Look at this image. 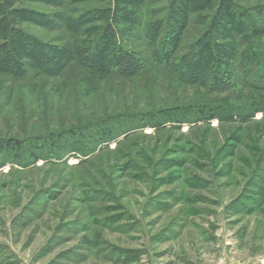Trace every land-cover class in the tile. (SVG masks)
<instances>
[{
    "label": "rangeland",
    "instance_id": "obj_1",
    "mask_svg": "<svg viewBox=\"0 0 264 264\" xmlns=\"http://www.w3.org/2000/svg\"><path fill=\"white\" fill-rule=\"evenodd\" d=\"M232 2L246 15L224 36L199 4L180 25L174 0H136L131 21L118 0H0V52L23 36L45 49L0 68V138L112 132L86 152L0 164V264H264V110L251 107L264 68L246 80L242 62L264 55V0ZM202 51L209 75L165 73ZM220 53L236 75L226 90L206 84Z\"/></svg>",
    "mask_w": 264,
    "mask_h": 264
},
{
    "label": "trees",
    "instance_id": "obj_2",
    "mask_svg": "<svg viewBox=\"0 0 264 264\" xmlns=\"http://www.w3.org/2000/svg\"><path fill=\"white\" fill-rule=\"evenodd\" d=\"M182 2V3H181ZM174 9L172 11V16L175 18V21L178 23L180 20L185 21L187 18V14L189 12L190 6L188 4L193 5H200V9H215L216 14L214 17L213 22V29H217V32H220L226 36L228 33H230L227 29L231 27V24L233 20H236L238 22V27L240 26V22L238 21V17H244L246 14L243 12V10L232 0H174ZM179 7L176 6V4H179ZM136 0H118V4L116 5V10L119 15L122 16L124 20H133L137 17L139 8L138 5H136ZM264 13V11L262 12ZM264 15V14H263ZM181 23V22H180ZM179 23V24H180ZM181 25V24H180ZM3 29L8 31V26L4 25ZM2 29V30H3ZM179 30L171 36L177 38L179 34ZM236 31H234L235 33ZM252 33L255 36H258L259 38H262L264 40V28H253ZM210 33L206 34L203 38L206 40L207 44L203 49H206L208 51L209 39H210ZM235 36V35H234ZM109 39L111 38L110 35H108ZM105 40L106 44L100 45L104 49L105 47H108L110 49L111 46L108 45L110 41ZM27 37L23 36L22 38H19V40H14L13 45L9 47V53L7 54L8 57H6V54H4L3 49L0 52V68H5L6 70H12L17 71L16 67L14 66L17 61L21 62L23 57H26L24 54H27V56H33L34 54H38L37 51H44V47L33 42L35 40L31 41L32 45H29L28 41L26 39ZM31 39V38H30ZM105 39V38H104ZM234 40V39H233ZM99 46V47H100ZM62 50V49H61ZM98 50V49H97ZM103 50V49H102ZM99 52H97V55H94V57L99 58L100 54H102V51L99 49ZM3 53V55H2ZM124 55L127 54L122 53ZM222 54V53H220ZM207 55V52L204 53H198L197 58H193L190 60H178L176 63H174L173 66H170L171 71H165L167 74L174 76L178 75L186 80L196 81L199 80V77H203L208 73L209 65L207 64L208 58H204ZM228 55V56H227ZM227 55H221V58L213 59V61L216 62V65L218 66L215 72H213L210 76V81L206 83L210 87H213L215 89L219 90H226L229 88V86L233 83L235 80L236 75L231 72V70L228 69V65L230 64V56ZM47 56V55H46ZM38 59L36 61H39L40 59L44 60L41 56L37 57ZM124 58V61L120 60V57L117 58V63L122 64L118 67L120 68V71L122 72H132L134 69H140L142 70L145 66V62H134L135 60L132 59V61L135 63V65H132L131 63L127 62V59ZM80 62V59H78ZM158 60V59H157ZM206 60V61H205ZM256 61H261V65L264 68V55L258 53L255 49L249 51V53H246L244 58L242 59L244 69L245 71V79L247 80V77L250 76V71L252 70V66H255ZM18 63V62H17ZM82 63V62H80ZM83 63H86V61H83ZM156 66L161 67L159 64L160 62L155 61ZM212 63V62H211ZM214 64V63H212ZM91 65V64H89ZM93 66H97V64L94 62ZM110 64L107 65L109 67ZM110 68V67H109ZM46 69V68H44ZM47 71V70H46ZM135 71V70H134ZM45 72V71H44ZM138 72V71H137ZM144 70H142V73ZM41 74V73H40ZM206 74V75H205ZM259 81H253L251 85H254L253 87H258V83L264 82V72H261V74H258ZM206 82V81H205ZM246 82V81H245ZM255 82V83H254ZM248 85V84H247ZM249 85V86H251ZM261 87H264V85H261ZM251 107H257L262 110H264V99H259L256 102L253 103V106ZM214 114V113H212ZM214 116V115H211ZM110 126L107 124V122L100 123L98 127L94 129L95 133H93V130L90 131V134H83L82 132L77 131H71L67 134L60 133L58 135L49 136L48 139L43 140L42 142L38 143H27L17 138H0V164L7 163V162H19L20 164H30L36 161L38 158H50L52 156L60 158L65 153L71 150H80L82 152H86L90 148H95L100 142L107 141L110 138H112V132L110 131ZM56 137V138H55ZM256 177H258L257 182H259V186L264 183V172L259 173ZM261 188V187H260ZM264 189H262L263 191Z\"/></svg>",
    "mask_w": 264,
    "mask_h": 264
}]
</instances>
